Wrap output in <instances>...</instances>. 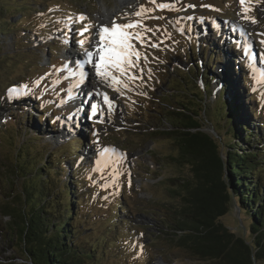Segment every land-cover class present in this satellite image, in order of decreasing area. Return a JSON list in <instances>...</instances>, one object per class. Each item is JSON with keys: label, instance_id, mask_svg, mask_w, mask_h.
Returning <instances> with one entry per match:
<instances>
[{"label": "rangeland", "instance_id": "374dc122", "mask_svg": "<svg viewBox=\"0 0 264 264\" xmlns=\"http://www.w3.org/2000/svg\"><path fill=\"white\" fill-rule=\"evenodd\" d=\"M160 3L175 4V8L160 10L156 7ZM1 4L7 16L3 19L4 34L0 35V207L16 192L8 191L7 187L22 188L15 164L19 155L24 157L21 152L16 156L20 144L29 146L25 160L32 163L31 167H39L49 157L56 164L63 152L61 156H68L70 162L84 161L83 170L75 174V178H81L79 193L85 195L78 206L76 224L83 231L78 244L95 248L94 259L87 264H207L191 258L158 225L161 215L164 216L162 212H167L164 205L176 202L171 197L173 188L189 175L187 166L174 162L178 149L167 135L173 128L164 120L165 113L174 114L181 105L190 108L188 97L204 102L208 110L213 106L214 111V95L225 80L223 64L233 58H237L232 62L234 68L245 60L254 68L252 85L247 84L243 90L238 80L233 85L237 98L242 101L244 97L249 106L256 91L264 93V0H245L244 5L240 0H156V4L130 0L125 5L120 0H3ZM141 5L154 9L148 15L161 19L143 20L153 31L146 33L143 45L133 40L141 53L139 65L143 71H132L142 79L120 95L96 76V57L89 63L86 53L94 49L104 15L107 18L103 25L111 27L113 20L128 23L138 19L133 13ZM16 7L21 9L17 12ZM244 8L249 10L245 13ZM81 16L86 19L81 20ZM85 26H89L87 32H83ZM81 40L83 45L79 43ZM192 43L214 47L206 46L192 56ZM212 55L219 59H209ZM81 60H85V65ZM198 62L194 69L193 64ZM177 71L188 75L179 79ZM203 71L212 78L211 84L204 83L206 89L199 78ZM197 82L205 91L202 98L195 95ZM90 83L98 88L92 98L83 89L87 90L84 86ZM21 85H28L23 94L9 95L10 89ZM182 88H186L185 94L176 92ZM209 89L213 96H209ZM99 93H106L113 101L111 110ZM94 103L100 105L95 115L91 109ZM251 105L255 110L259 106L264 109V98L258 105ZM14 114L16 119L10 120ZM216 128L225 139L218 124ZM69 137L74 140L66 147ZM23 139L35 140L25 143ZM57 180L52 174L49 192L55 199L63 198L62 194L54 193L64 188L65 182L72 187L67 177L63 185ZM118 199L125 204L124 210L130 212L132 221L114 229L109 219L118 212L115 206ZM7 221L0 215V264L18 261L15 242L7 236ZM220 222L248 240L250 234L244 230L249 224L246 213L235 208ZM126 226L131 229L124 233ZM133 233L138 234L147 257L134 249L138 245L131 240ZM116 241L128 246L124 256L120 255ZM101 248L105 249V255Z\"/></svg>", "mask_w": 264, "mask_h": 264}, {"label": "trees", "instance_id": "16d2710c", "mask_svg": "<svg viewBox=\"0 0 264 264\" xmlns=\"http://www.w3.org/2000/svg\"><path fill=\"white\" fill-rule=\"evenodd\" d=\"M1 1L0 35H3L2 29L6 24L3 19L7 15ZM20 9L15 8L17 12ZM206 46L214 47L204 43H192L191 55L195 56V52L200 53L199 50H205ZM230 49H234V44ZM214 57L218 58L212 55L209 59ZM217 58L215 61L218 63ZM234 60L237 58L225 60L228 63L223 64L225 66L222 74L225 80L222 81L223 86L218 93L214 95L210 89L207 92L209 96L214 95V113L224 130L227 170L230 174L233 199L240 211L248 216L249 224L244 229L250 234L248 240L237 236L220 222L227 213L224 184L220 181L221 173L217 171L213 156L214 166L210 157L208 159L207 153L210 152L211 146L206 138L198 133H189L193 123L188 122L183 113L168 112L165 113L167 119H164L173 128L167 135L173 138L178 149V158L174 162L177 166H187L189 175L181 180L179 186L173 188L171 197L176 202L164 205L167 212H162L164 216L161 215L162 219L158 220V225L168 231L177 245L191 258L207 264H256L264 261V109L259 106L255 110L250 106L251 103L258 105L264 98V93L261 90L256 91L249 99L250 107L244 97L242 101L237 98L233 85L237 84L236 80L241 84L242 90L244 86L246 89L247 84L252 85L254 68L247 60L234 68ZM198 66L199 62L193 64L194 69ZM177 72L183 78L188 74ZM206 74L208 72L203 71L199 75L203 85L211 84L212 81ZM16 114L10 120L16 119ZM258 117L259 121H256ZM24 130L26 137L28 129ZM16 132L14 135L19 137ZM33 140L35 139L24 141L30 143ZM45 140L52 142V139ZM72 140L74 139L66 142V147ZM28 148L26 144H20L16 152V156L19 152L24 153V157L19 155V158L15 159L18 168L16 176L22 181V188L15 190L13 186L7 187L8 191L16 192L8 196L7 203L0 207V215L8 219L7 236L15 242L18 249L16 256L20 261L3 264H87L94 259L95 248L89 249L86 245L78 244V236L83 231L76 224L78 206L83 202L85 195L79 193L81 178H75V174L77 170H83L81 164L84 161L80 160L78 163L79 159H74L70 162V158H63V152H60L56 164L49 157V160L41 162L39 167H31L32 163L29 164L25 160ZM33 150L36 151L35 148ZM239 151L243 152L238 154ZM67 153L66 151V155ZM52 174L58 178L59 185H63L65 177L72 185L71 187L65 182L64 188H59L54 193L62 194L63 198L55 199L49 192ZM115 206L118 212L109 219L110 227L118 229L126 223L130 225L132 218L130 212L124 210L125 204L118 199ZM127 229L130 230V226L125 227L124 233H127ZM131 240L138 245L134 248L136 252H142L146 256L138 234L133 233ZM116 243L120 255L124 256L128 246L117 241ZM130 245L134 243L131 242ZM101 253L105 255V249L101 248Z\"/></svg>", "mask_w": 264, "mask_h": 264}, {"label": "snow or ice", "instance_id": "6c2138e0", "mask_svg": "<svg viewBox=\"0 0 264 264\" xmlns=\"http://www.w3.org/2000/svg\"><path fill=\"white\" fill-rule=\"evenodd\" d=\"M150 3L156 4V0H149ZM241 5L245 4V0H240ZM156 7L160 10L174 9L175 4L160 3L156 4ZM188 7H194L189 5ZM154 9L145 8L143 5L133 13L138 19L130 20L128 23L120 24L115 20L112 21L111 27L102 25L99 28L97 35L99 36V41L97 42V53L98 60L95 62V72L96 76L100 77L103 82L108 83L114 91L118 92L120 95H124V90H131V85L138 79H142V76H137L132 69H140V59L141 53L136 49L133 40L140 42L142 45L146 39V33L153 31L149 29L143 20L147 19H161V17H154L148 15ZM249 9L244 8L243 11L246 13ZM245 19H249L245 15ZM81 20L86 19V17L81 16ZM192 19V17H188ZM255 23V20H252ZM89 26H85L83 32H87ZM83 32L80 34L83 35ZM81 45L84 41H79ZM151 47H158L157 44H151ZM247 51V50H246ZM94 53L88 51L86 53L87 60L89 63L93 60ZM147 61V57H144ZM116 73V74H114ZM39 82H37L38 84ZM28 89V85H21L20 88H12L9 90V95L12 94H23L24 90ZM103 98V103L107 105L108 109L113 108V101L109 98L106 93H99ZM92 113L95 115L98 110H100L99 104L91 105ZM107 151V150H105Z\"/></svg>", "mask_w": 264, "mask_h": 264}, {"label": "water", "instance_id": "95a60500", "mask_svg": "<svg viewBox=\"0 0 264 264\" xmlns=\"http://www.w3.org/2000/svg\"><path fill=\"white\" fill-rule=\"evenodd\" d=\"M184 71V70H183ZM188 75V74H187ZM179 79H182L179 74H177ZM176 86L179 87V85L176 83ZM197 87L198 89L195 92V95L199 98H202L205 91L203 89V85H201L200 82H197ZM186 88H182V90H176L177 93L179 94H185ZM187 98V97H186ZM188 102L192 103L190 105V108L181 105V109L176 110V112L183 113L185 117L188 118V122L193 123V127L189 129V133L192 134H200L201 137H205L207 142L210 144V152L208 151V159L210 157L211 164L215 162L217 164V171L221 173V179L222 183L224 184V193L226 197V206H227V213L228 214L230 211H234L235 208H237L239 211V207L236 205L234 199H233V191L232 187L230 186V174L227 170V157H226V143L225 139H223V136L219 134V130L216 128V125L218 124L221 128V132L224 135V130L221 127V124L217 121L215 113L213 111V106L209 108L205 107L204 102H201L199 100L193 99L190 100V98H187ZM209 107V106H208ZM210 111L212 112V120H210ZM197 126H196V125ZM71 137L68 138L66 142L69 141ZM212 156L213 160L212 161ZM214 166V165H213ZM225 214V215H226ZM224 215V216H225ZM232 232V231H231ZM234 233V232H233ZM242 237V236H240ZM18 261L14 262H19L20 259L17 257Z\"/></svg>", "mask_w": 264, "mask_h": 264}, {"label": "bare ground", "instance_id": "6f19581e", "mask_svg": "<svg viewBox=\"0 0 264 264\" xmlns=\"http://www.w3.org/2000/svg\"><path fill=\"white\" fill-rule=\"evenodd\" d=\"M130 0H120V4L121 5H125V4H128V2H129ZM106 18H107V15H104L103 17H102V21H101V23H100V25H103L105 22H106ZM236 36V35H235ZM99 41V38L98 39H95L94 40V49L92 50V52L94 53V55L93 56H95L96 58H95V60H94V62H96L97 60H98V57L96 56V51H95V48H97V42ZM230 41L229 42H227V44H229L230 45ZM227 57V56H226ZM78 59H79V57H78ZM80 60V59H79ZM78 60V61H79ZM82 61V64H84L85 65V60H84V62H83V60H81ZM80 61V62H81ZM228 63V62H227ZM94 69H95V67H94ZM92 75V74H91ZM90 75V76H91ZM84 87H87V90L85 89V88H83V87H81V88H83L84 89V91H86V92H89L90 93V98H92V94H94V96H95V94H96V92L98 91V88H97V86L96 85H94L93 83H90V85L88 86V84H86ZM89 87V88H88ZM230 87V86H229ZM92 91V92H91ZM232 93V92H231ZM76 130H77V128H76ZM78 136H79V132L78 133H76Z\"/></svg>", "mask_w": 264, "mask_h": 264}]
</instances>
